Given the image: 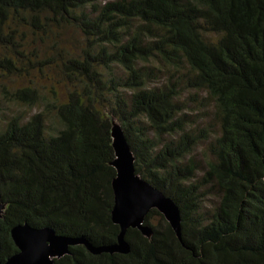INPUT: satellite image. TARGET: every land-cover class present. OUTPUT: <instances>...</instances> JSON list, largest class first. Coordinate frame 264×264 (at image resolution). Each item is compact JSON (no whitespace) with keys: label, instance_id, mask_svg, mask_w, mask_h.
<instances>
[{"label":"trees","instance_id":"1","mask_svg":"<svg viewBox=\"0 0 264 264\" xmlns=\"http://www.w3.org/2000/svg\"><path fill=\"white\" fill-rule=\"evenodd\" d=\"M63 29L78 52L39 57L24 35ZM0 76L27 81L0 83L20 109L0 110L2 262L16 225L117 244L115 120L135 173L177 204L180 238L152 209L127 254L79 245L54 264H264V0H0Z\"/></svg>","mask_w":264,"mask_h":264},{"label":"water","instance_id":"2","mask_svg":"<svg viewBox=\"0 0 264 264\" xmlns=\"http://www.w3.org/2000/svg\"><path fill=\"white\" fill-rule=\"evenodd\" d=\"M112 138L115 160L113 167L116 177L112 181L114 205L111 221L119 229L117 244L108 247H94L82 238L57 235L50 228L36 229L27 224L11 228L10 236L17 252L0 264H54L69 253V248L84 246L92 255L101 253L127 254L129 246L124 239L126 231L137 229L143 235L149 229L142 226L144 217L150 210H157L180 238V212L177 204L163 191L157 189L135 173V157L129 144L116 122H112ZM3 206L0 205V213Z\"/></svg>","mask_w":264,"mask_h":264},{"label":"rangeland","instance_id":"3","mask_svg":"<svg viewBox=\"0 0 264 264\" xmlns=\"http://www.w3.org/2000/svg\"><path fill=\"white\" fill-rule=\"evenodd\" d=\"M25 38H27L28 43L30 44L31 48L36 49L39 57H41L44 53L52 54V50H50L51 43L55 42L56 45L59 48L68 50L69 52H78L81 46V37L80 35L75 32L73 29H63L60 30L48 38V40H43L44 43H40L39 36H31L28 32L24 33ZM43 39V38H41ZM53 72L52 70H49L48 73L46 74L47 78H44L41 80V84L48 87V85L53 81ZM13 83L7 82L3 77L0 76V83L1 81L6 82L8 85L13 84L15 87L18 86H25L27 83L26 79L24 77H14L12 78ZM62 89V88H59ZM188 95L184 94V98H186ZM206 103L209 105L210 102L209 100H206ZM0 110L4 115H10L13 112H16L19 109L17 105H11V104H1L0 103ZM212 107L209 105L208 106V118L207 122L210 123L212 127V131L214 133H217V128L215 127V121L213 120V115H212ZM112 122H116L113 120ZM117 123V122H116ZM207 143L201 144L197 150L195 151V157L198 161H203L207 158ZM216 201V193L214 191H211L208 195V202L212 204L213 202ZM154 223L157 222V218H154Z\"/></svg>","mask_w":264,"mask_h":264}]
</instances>
